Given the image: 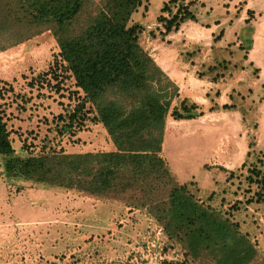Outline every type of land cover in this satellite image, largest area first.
Segmentation results:
<instances>
[{"label":"rangeland","instance_id":"rangeland-1","mask_svg":"<svg viewBox=\"0 0 264 264\" xmlns=\"http://www.w3.org/2000/svg\"><path fill=\"white\" fill-rule=\"evenodd\" d=\"M169 0H143L132 15L157 63L180 72L181 97L203 113L166 121L163 155L197 196L239 223L264 260V0H178L194 20L162 35ZM226 92V95L224 93ZM55 38L43 32L0 52V106L18 152L45 144L67 152L113 148L91 118L60 132L59 114L81 100ZM226 99L230 105L223 108ZM175 101L173 102V104ZM60 126V125H59ZM204 264L185 255L145 209L24 178H9L0 155V264Z\"/></svg>","mask_w":264,"mask_h":264},{"label":"trees","instance_id":"trees-1","mask_svg":"<svg viewBox=\"0 0 264 264\" xmlns=\"http://www.w3.org/2000/svg\"><path fill=\"white\" fill-rule=\"evenodd\" d=\"M177 1L161 8L168 11L158 16L162 35L195 19L189 3L179 2L173 11L170 4ZM142 4L0 0V52L47 31L83 92L74 108L58 115L60 132L73 133L91 118L102 124L113 145L109 150L67 152L45 144L37 152H18L0 106V155L6 177L123 201L145 209L194 261L249 264L257 249L239 223L200 199L196 183L182 182L162 153L168 117L186 119L203 112L181 97L175 81L141 44L142 25L131 20ZM249 178L264 188L260 167L254 166Z\"/></svg>","mask_w":264,"mask_h":264},{"label":"crops","instance_id":"crops-1","mask_svg":"<svg viewBox=\"0 0 264 264\" xmlns=\"http://www.w3.org/2000/svg\"><path fill=\"white\" fill-rule=\"evenodd\" d=\"M156 60V59H155ZM165 71H166V73L171 77V74H177V73H180V72H178V71H176L175 69H172V67H170V66H168L167 65V62H166V59L163 61V65L161 64V63H158ZM174 81H175V83L178 85V87H179V92H181V83L179 82V80L178 79H174V77H171ZM224 95H226V92L224 93ZM226 103V99H223V101L222 102H220V104L222 105V104H225ZM166 131H165V137H164V143H163V150H165V140H166ZM167 158V157H166ZM168 160V159H167Z\"/></svg>","mask_w":264,"mask_h":264}]
</instances>
